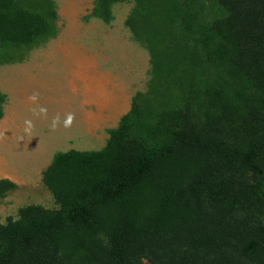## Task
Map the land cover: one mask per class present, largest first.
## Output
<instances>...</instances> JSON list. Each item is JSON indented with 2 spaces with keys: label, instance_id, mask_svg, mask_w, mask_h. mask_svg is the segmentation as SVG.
Instances as JSON below:
<instances>
[{
  "label": "trees",
  "instance_id": "trees-1",
  "mask_svg": "<svg viewBox=\"0 0 264 264\" xmlns=\"http://www.w3.org/2000/svg\"><path fill=\"white\" fill-rule=\"evenodd\" d=\"M122 1L88 16L106 24ZM129 1L146 89L100 150L52 157L57 208L6 217L0 264H264V0ZM55 16L52 0H0V65L52 38ZM14 188L0 180V199Z\"/></svg>",
  "mask_w": 264,
  "mask_h": 264
},
{
  "label": "crops",
  "instance_id": "crops-1",
  "mask_svg": "<svg viewBox=\"0 0 264 264\" xmlns=\"http://www.w3.org/2000/svg\"><path fill=\"white\" fill-rule=\"evenodd\" d=\"M54 7L55 35L26 52L19 79L10 80L18 98H4L2 105L0 180L15 188L0 199V223L15 218L23 206L44 207L50 194L41 184V174L52 157L100 150L107 131L128 111L131 97L146 89L147 53L134 49L132 43L141 46L123 22L113 24L111 17L105 24L88 16L92 6L87 14L80 6L69 15H61L55 3ZM33 92L47 108V119L29 111L27 98ZM67 112L75 113L72 127L50 131L51 118L57 113L63 118ZM25 119L35 124L31 136L24 133Z\"/></svg>",
  "mask_w": 264,
  "mask_h": 264
},
{
  "label": "rangeland",
  "instance_id": "rangeland-1",
  "mask_svg": "<svg viewBox=\"0 0 264 264\" xmlns=\"http://www.w3.org/2000/svg\"><path fill=\"white\" fill-rule=\"evenodd\" d=\"M52 1L53 3H55L61 15L72 14L73 11L79 8L80 6L82 7V13L87 14L89 7L93 6V0H52ZM131 7H132V2L129 0L111 4L110 13L113 20V24L116 22L117 23L123 22ZM82 13L79 12L78 14H82ZM133 44L134 43H132L134 49L139 48V50L146 55V51L143 48L137 46L136 44L134 45ZM19 64L20 62L0 65V94H2L4 98H18L17 94H14V90H16L17 86L16 87L12 86L13 83L11 85L10 80L19 79L21 74ZM148 70H149V65H147V71H146V84L148 81ZM144 83H142L143 86ZM47 198H48L47 200L44 199V207L42 208L48 210L56 209L57 205L55 204L51 196L47 195Z\"/></svg>",
  "mask_w": 264,
  "mask_h": 264
},
{
  "label": "clouds",
  "instance_id": "clouds-1",
  "mask_svg": "<svg viewBox=\"0 0 264 264\" xmlns=\"http://www.w3.org/2000/svg\"><path fill=\"white\" fill-rule=\"evenodd\" d=\"M28 101L30 105L29 111L32 113L33 116L37 118H48V110L45 106L39 104V93L33 92L31 95L28 96ZM75 121V113L67 112L64 114V117L61 118L60 114L57 113L55 116L51 118L49 123L50 131H56L60 127L65 129L71 128ZM35 124L32 119H25L24 120V133L28 136H31L34 132ZM23 139V137L21 138Z\"/></svg>",
  "mask_w": 264,
  "mask_h": 264
}]
</instances>
